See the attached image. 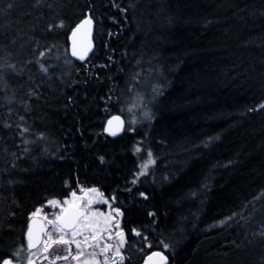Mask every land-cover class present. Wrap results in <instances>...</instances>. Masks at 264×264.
I'll use <instances>...</instances> for the list:
<instances>
[{
    "label": "trees",
    "instance_id": "1",
    "mask_svg": "<svg viewBox=\"0 0 264 264\" xmlns=\"http://www.w3.org/2000/svg\"><path fill=\"white\" fill-rule=\"evenodd\" d=\"M86 14L94 51L75 64ZM141 84L153 113L102 135ZM261 105L264 0H0V264L79 188L119 211L122 264H264ZM136 148L154 165L133 185Z\"/></svg>",
    "mask_w": 264,
    "mask_h": 264
},
{
    "label": "rangeland",
    "instance_id": "2",
    "mask_svg": "<svg viewBox=\"0 0 264 264\" xmlns=\"http://www.w3.org/2000/svg\"><path fill=\"white\" fill-rule=\"evenodd\" d=\"M138 94H133L136 98L132 97L130 100H126L123 105L126 115L123 117L124 124L129 126L130 132L133 131V128L138 125L141 119L147 120L149 114L153 113L152 93L150 94V89L146 87V84H141ZM136 149L133 154L138 160V171L135 174L133 185L146 176L154 165L148 152L142 154L141 149L140 151H136ZM149 160H151V163H149ZM145 164H147L146 168L143 167ZM50 202L42 210L40 209L33 214V216L43 218L48 227L47 235L35 251H25L23 255L13 259V264H28L29 259L32 264H115L116 261L122 264L124 262L125 237L123 235V245L121 246L120 233H123L120 228L121 215L97 189L79 188L71 192L67 198L54 201L55 204ZM70 206L78 207L84 214L76 227L80 234L75 237V240L80 243V249H77L76 243H53L63 234L56 230L58 227L56 221ZM65 233L67 235L64 236V239L72 241V231ZM85 236L88 237L86 242ZM94 236L96 239H93ZM106 246L110 247L102 253L101 250ZM117 249H119V254H117ZM78 252L82 254L77 255Z\"/></svg>",
    "mask_w": 264,
    "mask_h": 264
},
{
    "label": "water",
    "instance_id": "3",
    "mask_svg": "<svg viewBox=\"0 0 264 264\" xmlns=\"http://www.w3.org/2000/svg\"><path fill=\"white\" fill-rule=\"evenodd\" d=\"M86 20H90V24L84 23ZM94 22L89 14H86V16L78 21V23L74 26V28L69 32L68 36V56L69 58L75 62V64H83L87 62L92 52L94 51V41H93V35H94ZM75 32V36L73 33ZM75 49L77 55H73V50ZM83 56V59L80 57ZM109 121H111V124H109ZM125 121L124 118L118 114L111 115L107 118L105 123L103 124V134L109 139H117L120 136H122L125 131ZM114 133V134H113ZM79 216L78 223L83 218V211L81 209H78L76 206H70L67 209H65L64 213L59 217L60 219H57L56 224L59 227H64V221L69 220L73 216ZM27 228L25 232V246L26 250L28 252L35 251L42 243L43 239L47 235L48 227L43 221V218H40L38 216H33L32 218L27 221ZM76 224V227L78 225ZM29 230H31L32 233V243L34 247L29 249L28 247V233ZM71 229H68L64 227V232H70ZM154 253H159L160 256H163L165 258V261H161L160 256H154ZM166 255L162 252H152L148 254V256H145L141 264H168V259L165 257ZM151 257V259H149Z\"/></svg>",
    "mask_w": 264,
    "mask_h": 264
},
{
    "label": "snow or ice",
    "instance_id": "4",
    "mask_svg": "<svg viewBox=\"0 0 264 264\" xmlns=\"http://www.w3.org/2000/svg\"><path fill=\"white\" fill-rule=\"evenodd\" d=\"M84 23L90 24L91 21L90 20H86ZM73 35L75 36V32L73 33ZM41 55H43V53H41ZM73 55H77L75 49L73 50ZM80 58L83 59V56H81ZM261 107H264V105H261ZM109 124H111V121H109ZM136 151H140V149L137 148ZM150 156H151V153H149V157ZM149 163H151V160H149ZM143 167L146 168L147 167V164L143 165ZM50 203L55 204L54 201L53 202H50ZM58 219H60V218L58 217ZM78 219H79V216L76 215V216L71 217L69 220L64 221V227H66L68 229H71V231H72V237H73L72 241H68V240H65L64 239V236L67 235V233L64 232V227H59L58 226L56 230L57 231H60L63 234L59 237L58 240H54L53 243H60V244H68L70 242L71 243H76L77 249H80V243L75 240V237L80 234L76 230V224L78 223ZM50 223H54V222H50ZM120 236H121V246H122L123 245V233H120ZM50 239H51V237H50ZM84 239H85V242H86L88 240V237L85 236ZM93 239H96V237L94 236ZM28 240H29L28 247H29V249H31L32 247H34V245L32 243V233H31V230H29V233H28ZM108 247H110V246H106L105 248H103L101 250V252L102 253L103 252H106ZM165 247H167V245ZM80 254H82V253H80V252L77 253V255H80ZM117 254H119V249H117ZM14 255H19V253H16ZM153 255L154 256H160L159 253H154ZM93 256H94V254H93ZM74 258H76V257H74ZM65 259H67V257H65ZM121 259H123V257H121ZM149 259H151V257ZM160 259H161V261H165V258L163 256H160ZM2 264H13V260L11 258L3 259L2 260ZM28 264H32V262H31L30 259H29Z\"/></svg>",
    "mask_w": 264,
    "mask_h": 264
},
{
    "label": "flooded vegetation",
    "instance_id": "5",
    "mask_svg": "<svg viewBox=\"0 0 264 264\" xmlns=\"http://www.w3.org/2000/svg\"><path fill=\"white\" fill-rule=\"evenodd\" d=\"M115 264H120V262L119 261H116V263Z\"/></svg>",
    "mask_w": 264,
    "mask_h": 264
}]
</instances>
